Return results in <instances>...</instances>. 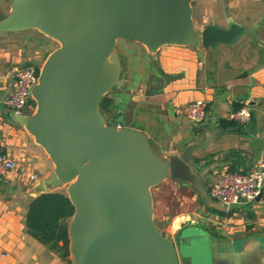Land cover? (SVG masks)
<instances>
[{"label":"crops","instance_id":"crops-1","mask_svg":"<svg viewBox=\"0 0 264 264\" xmlns=\"http://www.w3.org/2000/svg\"><path fill=\"white\" fill-rule=\"evenodd\" d=\"M2 1L0 146L15 160L16 167L0 176V264H64L58 254L26 233L24 218L33 197L48 191L67 195L70 183L59 181L53 162L27 124L20 123L18 115L4 104L12 89L11 71L28 63L40 67L37 61L44 62L58 45L36 26L14 28L8 19L22 0H4L6 5ZM190 18L195 35L200 36L206 25L228 29L232 22L249 28L250 33L231 44L210 48L164 45L150 51L134 41L150 59L152 75L144 79L136 71L134 57H129L134 63L129 65L116 53L117 81L107 92L114 101L111 115L121 128L141 133L150 152L161 160L179 155L191 143L202 144L192 151L190 160L202 191L170 176L150 188L152 220L160 233L174 242L172 237L181 231L180 225L191 221V226L208 233L211 264H264V181L253 201L231 207L208 194L209 184L222 171L247 172L264 161V0H192ZM159 76L163 77L162 85L155 88L153 81ZM115 95L121 99L115 100ZM194 99H203L208 105L207 117L200 124L185 114L187 103ZM244 106L250 111L246 125H220V120H230L229 114ZM33 108L28 104L27 116ZM163 138L165 144L160 145ZM166 181L174 190L182 191L178 212L168 223L154 201V190Z\"/></svg>","mask_w":264,"mask_h":264},{"label":"water","instance_id":"water-1","mask_svg":"<svg viewBox=\"0 0 264 264\" xmlns=\"http://www.w3.org/2000/svg\"><path fill=\"white\" fill-rule=\"evenodd\" d=\"M191 1L22 0L8 19L14 28L36 26L59 44L32 88L34 112L17 120L48 154L59 181L70 183L75 264H180L175 243L152 220L150 188L170 176L202 191L190 168L191 153L202 144L161 160L141 133L107 125L98 101L117 81L119 60L111 53L117 40L155 51L164 45L210 48L250 33L232 22L228 29L206 25L195 35ZM191 225H180L178 245L194 238L203 264L208 233ZM192 228L198 235L184 233Z\"/></svg>","mask_w":264,"mask_h":264},{"label":"built area","instance_id":"built-area-1","mask_svg":"<svg viewBox=\"0 0 264 264\" xmlns=\"http://www.w3.org/2000/svg\"><path fill=\"white\" fill-rule=\"evenodd\" d=\"M40 67L28 63L11 71L12 89L4 99V104L15 115L27 116L28 101L32 99V88L37 84ZM207 101L194 99L187 103L185 114L193 123H203L207 117ZM229 119L241 126L250 121V111L247 106L232 111ZM120 129L121 125L117 124ZM16 167L15 160L6 154L0 146V176H5ZM34 179L35 176L30 177ZM264 161L251 167L247 172L222 171L208 189L210 197L226 207L238 205L241 201H253L263 186Z\"/></svg>","mask_w":264,"mask_h":264},{"label":"trees","instance_id":"trees-1","mask_svg":"<svg viewBox=\"0 0 264 264\" xmlns=\"http://www.w3.org/2000/svg\"><path fill=\"white\" fill-rule=\"evenodd\" d=\"M161 85L162 82L159 81V85L155 88H160ZM113 103V98L106 95L101 99L99 109L106 116L107 123L115 126L117 122L115 117L111 115ZM28 104L35 107L33 99H30ZM111 120H113V124ZM220 125L222 127L240 126L233 120H220ZM73 214L74 206L66 194L48 191L36 195L29 201L24 218L26 233L50 251L58 254L64 264H71L67 220Z\"/></svg>","mask_w":264,"mask_h":264},{"label":"rangeland","instance_id":"rangeland-1","mask_svg":"<svg viewBox=\"0 0 264 264\" xmlns=\"http://www.w3.org/2000/svg\"><path fill=\"white\" fill-rule=\"evenodd\" d=\"M2 2H4V0ZM3 5H6V1L4 2ZM56 45L59 46V44L57 42H56ZM138 47H141L140 44H136L134 41L121 39V40H117L114 43L113 48L111 50V53H119L120 55H123L125 58V61H129V62H127L129 65L134 64L133 59L131 60V59H129V57L130 56L134 57L137 61V65H138L136 68V71L140 72V74L142 75V77H144V79H148V76L150 79V75H152V69L148 66V65H150V59H147L144 52H142L140 50V48H138ZM37 63L40 65V67H42L44 62L42 61V59H39L37 61ZM125 64H126V62H125ZM154 70H155L154 72L156 73V76H157L158 75L157 74L158 68H156ZM159 77L160 78H156L153 81L155 87L159 85V81L162 82L161 79H163V77L162 76H159ZM137 86L138 85H136L135 87H137ZM106 95H108V93L103 94L99 98L98 102L100 103L101 99ZM114 98L117 101H119V99H121L120 96H117V95H115ZM33 109L35 110V107ZM111 123L113 124V120H111ZM109 126H114V125H109ZM161 133L162 132H157L158 135ZM159 142H160V145H164L165 144L164 138L161 139V141H159ZM210 185H211V183L209 184V187H210ZM180 194H182V191L180 192V191H178V189L174 190L172 188V186H170V184L167 183V181H166V183L163 182V184H161L157 190H154V201H155L156 207L158 209V213H160L162 216H164L165 218L168 219L167 223L170 221L169 218L173 217L178 212V207H179L178 206V204H179L178 198L180 197ZM194 206L195 205H192V206H190V208L193 209ZM71 220H72V218H69L67 220L68 224H70ZM166 226H167L166 224L162 225V228H166ZM191 227H194V226H190L188 228H191ZM194 228L200 229L198 226L194 227ZM194 228H192L193 230H189V229L186 231L184 230L185 231L184 233H188L189 235L193 234V236L195 234L198 235L196 233V231H194ZM177 236H178V232L173 235L172 239L174 240V243L176 245L178 258H179L181 264H184L185 260L191 262V264H201V261L203 258H202V251H201L202 247L200 246V244H198L192 238H189V240H187V238H184L185 240L184 239L182 240V245H181V246H183V248H182L181 246L178 245ZM203 252L205 255L203 264H211L212 263V259H211L212 254H210V259H211V261H210L209 260V253H211V252L208 249V247L205 248V250ZM70 260H71V264H75L72 254H70Z\"/></svg>","mask_w":264,"mask_h":264}]
</instances>
